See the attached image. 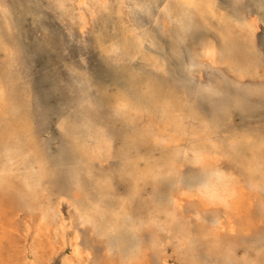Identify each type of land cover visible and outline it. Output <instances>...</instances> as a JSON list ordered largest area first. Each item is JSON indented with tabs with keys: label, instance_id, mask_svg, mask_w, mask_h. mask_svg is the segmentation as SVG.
Wrapping results in <instances>:
<instances>
[{
	"label": "rangeland",
	"instance_id": "obj_1",
	"mask_svg": "<svg viewBox=\"0 0 264 264\" xmlns=\"http://www.w3.org/2000/svg\"><path fill=\"white\" fill-rule=\"evenodd\" d=\"M211 2L214 12L207 11V21L201 22L199 14L203 7L198 9L182 0H108L107 11L90 6L94 16L78 0H0V38L5 45L0 48V89L26 93L10 107L11 113L0 109V115L6 123L23 114L31 118L37 146L46 160L47 179L55 185L47 191V197L59 203L66 237L77 232L82 247L90 245L92 260L88 264H93V259L102 256L105 249L129 254L140 241L150 239L148 232L118 235L109 230L105 233L106 240L101 241L73 220L80 205L99 204L115 210L117 200L128 189L120 172L125 160L134 154L122 149V145L138 146L139 136L130 126L114 119L111 107L114 99L120 97L123 106L129 109L139 105L141 112L152 111L154 107L157 119L167 121L170 116L164 115L162 102L168 93H174L182 102L190 124L214 125L216 135L212 139L216 143H228L236 136L246 138L249 145L251 139L264 138V0ZM87 3L90 5V1ZM83 13L88 21L84 30ZM253 17L257 19L258 30L253 46L247 48L246 30L237 27L238 22ZM206 44L214 45L220 59L234 58L230 64L235 68L246 63L244 58L256 56L257 76L236 78L226 64L217 68L203 60L200 54ZM232 46H242L238 57H233L237 52L231 50ZM146 82L158 85L155 94L161 97L160 102L154 104L153 93L143 91L141 85ZM104 132L112 140V155H103L92 166L99 175L112 179V187L99 199L98 195L90 194L86 179H78L84 164L77 146H92L96 135ZM181 140L173 146H184L185 141ZM16 146L19 152L7 164L15 171L35 158L27 146L22 143ZM141 150L150 157L159 154L153 147ZM246 153L244 148L239 149L238 159L241 161ZM222 168L229 170L227 164ZM205 179L199 168L186 159L182 161L180 186L190 188ZM78 181L80 185L76 184ZM171 188L173 183L162 181L156 191L159 197H168ZM190 201L191 204L183 203V222L197 214V200ZM18 216L19 223L27 221L25 214ZM204 217L207 224H215L212 215ZM260 229L264 231V220ZM224 234L232 235L229 231ZM188 246L194 248L196 244L191 241ZM195 250L206 258L205 250L197 247ZM260 252L264 253L262 233L258 237L242 236L236 258L242 259L247 254L252 260ZM68 253L67 246L42 264H64ZM27 255L29 264H35L33 255L29 252ZM166 258L161 264H181L171 247L166 249Z\"/></svg>",
	"mask_w": 264,
	"mask_h": 264
},
{
	"label": "bare ground",
	"instance_id": "obj_2",
	"mask_svg": "<svg viewBox=\"0 0 264 264\" xmlns=\"http://www.w3.org/2000/svg\"><path fill=\"white\" fill-rule=\"evenodd\" d=\"M87 1H90V5ZM107 1L78 0V3L94 16V6L109 10ZM182 1L192 3L198 9L203 7L199 14L201 22L207 21V11L211 14L214 12L211 0ZM169 11L172 12L171 9ZM81 20L84 30L88 24L84 13ZM188 20H192L191 16ZM237 28L246 30L245 45L251 48L258 30L257 19L253 17L238 22ZM4 46L0 38V48ZM211 46L206 44L202 47L200 57L203 60L217 68L226 64L227 70L236 78L257 76L256 56L244 58L246 63L235 68L230 64L234 58L220 59L214 45ZM230 48L237 52L233 57H238V53L243 50L242 46ZM155 86L151 82L141 85L145 93H153L154 104L161 101V97L155 94L158 92ZM20 93L0 89V109L8 114L10 107L25 97V92ZM122 103L120 97L111 103L114 119L130 126L139 136L138 146L136 143L122 145V149L134 154L125 160L120 172V178L127 181L128 189L117 200L115 210L105 209L99 204H90L88 207L80 205L76 208L73 220L88 228L101 241L106 240L105 233L109 230L118 235L124 232L142 235L148 232L150 239L147 242L140 241L129 254L105 249L102 256L93 259V264H161L167 261V247H171L173 255L181 264H249L251 261L260 264L264 261V253L261 252L252 260L247 254L242 259L236 258L242 236L264 235L260 229L264 220V138L251 139L249 145H246V138L243 140L236 136L228 143H216L212 139L216 135L214 125L202 124L198 128L192 122L190 124L187 121L189 119L185 118L189 116L185 114L182 102L174 93H168L162 102L164 115L170 116L167 121L157 119L154 107L152 111L141 112L139 105L129 109ZM1 115L0 264H29L28 252L33 255V263L42 264L63 252L67 246L69 253L63 259L64 264H88L92 260L90 245L82 247L77 232L66 237L59 203L55 204L47 197V191L55 185L47 179L46 160L37 146L31 118L23 114L15 117L11 123H6ZM165 116L162 118L166 120ZM182 138L184 146H173ZM21 143L27 146L35 158L27 161L28 166L19 165L21 169L18 167L15 171L7 164L19 152L16 145ZM152 147L159 152L155 157L147 156L146 151L141 150ZM242 148L247 153L240 161L238 155ZM77 152L84 164L78 172V179H86L91 187L90 194L102 199L111 190L112 179L99 175L92 165L103 155H112V140L105 132L98 134L92 146L79 144ZM185 159L199 168L206 178L190 188L180 186L179 182L182 161ZM223 164H227L229 170L223 169ZM80 181L76 184L80 185ZM162 181L173 183L168 197H159L156 191ZM194 198L197 200V214L186 222L181 221L183 203L191 204L190 200ZM20 213L27 216L26 222H18ZM204 214L212 215L215 224H207L203 219ZM224 231L232 235H225ZM191 241L196 244L194 248L188 246ZM196 247L206 251V258L198 255Z\"/></svg>",
	"mask_w": 264,
	"mask_h": 264
},
{
	"label": "snow or ice",
	"instance_id": "obj_3",
	"mask_svg": "<svg viewBox=\"0 0 264 264\" xmlns=\"http://www.w3.org/2000/svg\"><path fill=\"white\" fill-rule=\"evenodd\" d=\"M61 7H62V5H61ZM111 54L112 53H109L108 55H111ZM249 264H256V262L255 261H251V262H249ZM260 264H264V261H261Z\"/></svg>",
	"mask_w": 264,
	"mask_h": 264
}]
</instances>
